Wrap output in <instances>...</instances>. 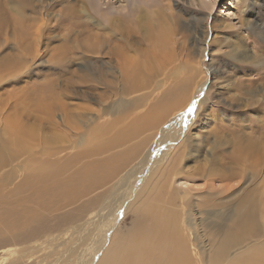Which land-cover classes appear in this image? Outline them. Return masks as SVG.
Returning <instances> with one entry per match:
<instances>
[{
    "label": "rangeland",
    "instance_id": "obj_1",
    "mask_svg": "<svg viewBox=\"0 0 264 264\" xmlns=\"http://www.w3.org/2000/svg\"><path fill=\"white\" fill-rule=\"evenodd\" d=\"M109 1L108 7L99 11V6L104 7V3H99V0H90L89 13L93 17L91 24L94 25L87 37L90 43L96 41V37L92 33L93 30V32L106 30L110 32L109 28L105 27V17L108 13L109 15L112 13L121 15L122 20H128L132 14L131 0ZM159 1L144 0L141 2L143 11L140 12V9L134 11V14L137 12L141 16L136 20L132 19L133 22H131L135 32L137 31L134 32L136 36L145 37L147 36L145 33L154 34L155 31L157 32L158 21L155 20L152 9ZM79 3L81 4L80 0H0V9L2 6L0 12L3 14L1 16L2 23L4 21L1 34L5 35L0 37V43H2L0 44L1 62L6 60V57H11L10 54L14 55L15 53L14 56H16L23 50V41H20L22 38L18 32L13 33L15 22H19L20 18L24 20L34 13L31 17L44 15L48 23V28L44 30L45 38H43L44 45L46 44L43 45V49L48 50L40 60H37L35 66L22 75L23 77L15 75H10V77L7 74L10 69L0 67V215L4 214L5 210L19 204L24 206L34 204L32 200L26 203L25 201L21 202L20 199L16 201V199L35 196L36 193L32 191V187L26 184L35 172L49 169H54L57 172L58 169L60 177L66 180L74 177L83 168L94 169V176L91 180L82 179L83 182L76 185L73 192L70 190L68 193L53 196L50 200L45 201L34 213L33 219L26 225L6 231L0 230V264H99L101 257L106 254L109 244L113 243L114 238L128 233L134 224L135 217L139 220L140 217L136 212L138 206L135 205H139L141 200L148 198L149 188L159 180L164 165L174 158L176 151L181 154V158L176 164L177 169L183 171L184 175L188 174L196 178L199 175L206 177L205 175L210 172L214 175L217 170L221 171L223 167L229 166L240 143L241 147L251 141L255 142L253 144L259 145L260 149L261 146H264L262 139L264 134V89L262 95L256 93L261 88V83L264 87V0H163L162 3L167 13L173 14V17L171 16L173 20L170 22L172 21V25L175 27L174 32L175 36L179 38V46L185 48L186 53L198 56L196 61L199 60V62L195 61L194 65L197 70L203 71L201 74L203 81L206 82L202 96L205 97V101L196 110L195 103L191 102L193 97L187 99L186 104H173L171 101H168L170 104L163 102L157 105L152 104V101L140 102L138 105L128 106L123 112V114L127 112L124 115L108 113L105 110L103 119L108 120L111 124L103 126L99 133L93 132L87 135L88 141L99 139V151L91 149L81 151L72 148L53 154L40 146H35L37 140L31 141L30 139L28 140L32 144L30 143L29 148L22 150L12 148L8 142L12 141L9 118L16 116L22 119V114L31 122L39 113L33 107L36 88L33 85L47 81L52 83V87L59 90L64 83L76 78L74 74L67 75L69 68L78 69V64L66 63V61L56 63L54 60L57 55L62 54L61 45L65 44L71 47L84 38L86 39L85 33L79 32L78 27L69 29L58 27L69 15L63 6L71 4L80 6ZM20 7L22 8L20 9ZM104 13L105 17H103ZM84 19L86 20L87 17ZM5 37L7 40L4 39ZM194 40L198 41V45ZM242 43L245 46H242ZM15 44L20 46H15ZM233 45L240 48L245 47L251 50L253 55L248 59L243 58L244 56H240L239 52H232ZM182 57L183 60L188 58L187 56V58ZM185 63L180 66L182 68L181 77H184L191 67ZM161 77H163L162 74L157 76L159 79H162ZM171 78L165 75L163 79L168 81ZM92 85L97 89V92L99 90L100 94L103 93L101 102L106 106L120 96L117 89L103 84L101 80H99V84L93 82ZM79 86L81 88L78 89L86 91L83 84ZM28 87L30 88L27 91ZM87 95L90 98L86 99V102H89L91 107L97 108L94 96ZM123 95L126 99L135 96L131 92L123 93ZM79 100L76 96L69 98L68 103H73V105H66L65 111L68 115L79 110L75 105L81 102ZM148 105L156 112L164 105L168 106L172 109L168 117L175 114L173 120L176 121L179 118L180 123L176 128L169 129V132L173 133L169 134L172 136H168L167 140L162 138L165 130L157 131L158 128H154V131L150 125L145 124L146 128L143 122L136 129L126 132L125 129H128L132 123L130 119L135 114L141 115L142 113L144 115L146 113L144 111H148ZM190 107L194 108L193 113L188 112ZM150 108L149 113L147 112L145 116H148L152 111ZM57 112L55 111L58 120L60 115ZM99 121H102L101 117ZM125 126L126 128H124ZM107 140H110L111 144H108L110 141ZM88 141H86L87 144L90 143ZM237 141H240L239 144ZM262 141L263 143H261ZM182 147L185 148L184 151L179 150ZM133 148L136 149L133 150ZM254 152L258 153L257 150ZM163 153L164 155L167 153V159H162ZM256 153L239 162L238 165L240 168L242 167L244 173L242 172L241 176L234 178L235 182L232 180V184L236 185L232 193H238L242 187H246L252 192L255 190L253 193L258 192L256 193L258 197L259 193L263 192L257 202V210L259 209L258 211L264 215V161L256 165L257 160H260L258 158L260 155ZM142 155L144 156L141 157ZM148 155L147 162L137 165L141 159ZM121 161L126 162L121 171L114 176H106L109 173H106V170ZM96 164H99L96 168L92 167ZM131 166L135 171L127 176H122L126 171L131 170L129 169ZM250 172L252 173L249 174ZM250 177L252 182L249 181ZM185 180L172 176V184L177 189L180 188L181 192H184L188 187L198 189L202 187V180L205 181V179L190 181L191 183L187 184L188 187L183 188ZM237 181H239L238 184ZM146 184L147 186L144 188ZM215 184L220 186L218 184L221 183L215 180ZM251 185L253 187H250ZM195 189L190 191L197 192ZM145 193L147 194L145 195ZM234 196L224 197L226 202L222 207L227 211L230 209L229 212H234L235 209V204H232L235 201L233 200ZM212 217L213 215L209 219ZM228 220L223 224H226ZM204 223L200 225L198 231H202L199 233L206 238L205 230H211L213 225ZM186 231L188 241L191 242L192 239L190 253L193 257H199L200 247L202 249L206 247V251L211 249L210 244L207 245L205 241L204 244H199L200 240H196L193 233ZM204 238L201 236V239Z\"/></svg>",
    "mask_w": 264,
    "mask_h": 264
},
{
    "label": "bare ground",
    "instance_id": "obj_2",
    "mask_svg": "<svg viewBox=\"0 0 264 264\" xmlns=\"http://www.w3.org/2000/svg\"><path fill=\"white\" fill-rule=\"evenodd\" d=\"M142 1L144 0H131V8H129L132 10V14L128 20H122L121 15L116 13L109 15V11H106L108 15L105 17L106 14L104 13L103 17H105L106 21L105 27L107 29L109 28L108 31L110 30V32H107V30L103 32L99 31V34V32H93V30L92 33L94 37H96V41L91 43L87 38L91 33V29H93L92 26H94L91 24L93 17L89 13L88 5L90 0H80V6L73 4L63 6L69 15H67L65 21L60 23L58 27H64L65 29L78 27L79 32L85 33V35H83L86 39L84 38V40L77 42V44L74 43L75 46L71 45V47L60 44V47L63 48L62 54L57 55L54 61L56 63L66 61V63L72 62L73 64L74 62L78 64V69L73 67L69 68L67 75L70 76L74 74L76 78L64 83L59 90L52 87V83L47 81L38 85H33L34 87L36 86L34 92L35 97L33 99L31 96V99L34 100L33 107L36 108L39 113L31 122L22 114V119L12 116L9 118V121L7 120L11 124L10 135L12 141L8 142L12 148L16 150L27 149L30 147V140H37L35 146H40V148L46 149L48 152H53V154L72 148H77L81 151L87 149L99 151V139L88 141L87 135L93 132L95 134L99 133L103 126L111 124L108 120L103 119V111L105 110L112 114H123L128 106H135L140 102L152 101V104L157 105L158 103L171 101L173 104H177L185 103L190 97H193L191 102L195 103L196 110L199 105L205 101V97L202 96V91L205 88L206 82L205 80L203 81V76L201 74L203 71L200 69L197 70L194 65L197 59L196 57L198 56L186 53L184 50L185 48L183 49L179 46V38L175 36L174 32L175 27L172 25L173 22H170V20H173V14L167 13L162 3L163 0L156 3V7L152 9L155 20L158 21L157 32L155 31L154 34L145 33V35H147L145 37H138L135 35L137 31L135 32V28L131 25V22H133L134 18L135 20L137 17L141 18L137 12L134 14V11L136 9H140V12L143 11V9H141ZM99 3H104L105 5L104 7L99 6V11H102L101 9L104 10L108 7L110 1L99 0ZM22 7H20V9ZM93 8L96 9L95 7ZM0 10H2V6ZM139 11L138 13H140ZM2 15L3 14L0 12V37L2 35L1 32L4 23V21L2 23ZM31 15L24 20L20 18L19 22H15V24L13 22V33L15 34L18 32L22 38L20 41H23V50L18 55L16 54V56H14L15 53L14 55L10 54L11 57H6V60L2 58L4 62L0 60V67H7L10 69V72H7L9 76L24 75L30 68L37 64V60H40L43 54L48 50L43 49V38H45L44 30L48 28L47 20L44 15L40 17H31ZM85 17L90 20L86 21L87 19L85 20ZM11 37L10 39L12 40ZM4 39L7 40V37ZM194 41L197 43L196 45H198V41ZM15 46L18 45L15 44ZM242 46H245V44L242 43ZM231 50L232 52H239L240 56H244L243 58L246 59L253 55L251 50L245 47L240 48L237 45H233ZM182 56L188 58L183 60ZM184 62H186V65H191V67L188 72L185 69L187 74H183L184 77H181L180 73L182 72V68L180 66H183ZM196 62H199V60ZM5 74L6 73H4V75ZM159 74L163 75V77H161L162 79L157 78ZM165 75L172 78L168 81H164L163 78ZM99 80H101L103 84L117 89L120 94L117 100L107 106L101 102L103 93L100 94L99 90L97 92V89L92 85L93 82L99 84ZM222 82L224 83L223 80ZM80 84L84 85L83 88L86 89V91L78 89ZM260 87L261 88L256 92L258 95H262L263 93V83H261ZM29 88L30 87H28L27 91ZM86 92L94 96L97 102V108L91 107L89 102H86V99L90 98ZM127 92H131L135 96L126 99L123 93ZM75 96L81 100L79 104H75L79 110L75 107L78 111L73 113L70 112L71 114L68 115L65 111L66 105H73V103H68V100L70 97ZM168 103L170 104V102ZM159 107L157 108L159 109ZM150 110L153 111L151 108ZM171 110L170 107L164 105V107L157 112L151 111L148 116H145L148 112L147 110L144 111V113L146 112L144 115L142 113L141 115L135 114L134 117L130 119L133 123L130 122V129L128 128L125 130H127L126 132L128 133L136 129L143 122L144 125H150L153 130L154 128H158L157 131L165 130L163 133L164 136L162 134V138L166 139L168 136L171 137L172 135L169 134L173 132H169V129L172 127L176 128L177 124L180 123L178 121L179 118L176 121L173 120V115L175 114L168 117ZM55 111H58L57 113L60 115L58 120ZM100 117L102 121H99ZM124 128H126V126ZM92 137L93 136H91V138ZM262 139L264 140V134ZM86 141L90 143L87 144ZM238 142L240 141H237V144H239ZM253 143L255 142L251 141L242 147L240 143V147L236 149L237 151L235 150L236 154L232 162H230L231 164L229 163L230 165L226 168L223 167L221 171L217 170L214 175L212 172H210L211 175L207 173L205 175L206 177L203 175H199V177L197 176L196 178L193 176L191 177L188 174L184 175L183 171L179 168L177 169L176 164L178 160H180L181 154L176 151L174 158L167 161L164 165L159 180L152 185L150 184L151 187L148 190L150 191V193H148V198L146 197V200H141L142 202L138 203L139 205H135L138 206L136 212L140 217L139 220L135 217L134 224L128 233L125 235L121 234L120 237L114 238L113 243L111 242L112 244H109V249L106 254L101 257L102 259L99 264H264V215L258 211L259 209L257 210V202L261 195H263V192L259 193L258 197L256 195L258 192H255V194L253 193L255 191L254 189L252 192L250 189L242 187L241 191L238 193H232L233 188L236 186L232 184V180L241 176L243 172L242 167L240 168L238 165L239 162L250 155L253 156L256 150L259 153L256 154L260 155V157H258L260 160L258 159L257 162L255 159L256 156L254 157L256 165L264 161V146H261V153L260 146ZM261 143H263V141ZM103 144L106 145L105 143ZM108 144H111V141ZM135 149L136 148H133V150ZM184 149L182 147V149L179 150L184 151ZM166 154L167 153L164 155L163 153L162 159H167ZM143 156L144 155L141 157ZM148 157L149 155L145 156L137 165H143L148 161ZM255 162L253 164H255ZM124 164H126V162L121 161L109 167L106 170V173L109 172L106 176H114L117 172L121 171ZM98 165L99 164H96L92 167L96 168ZM129 169L131 170L126 171L122 176H127L135 171L132 166ZM93 176V168H83L74 177L66 180L60 177L58 169L57 172L54 171V169L35 172L33 177L26 183L28 186L32 187V191L36 193L35 196L33 198L18 197L16 199V201L20 199L21 202L25 201L26 203L32 200L34 204L28 206L19 204L5 210L4 214L0 215V230L6 231L26 225L33 219L34 213L45 201L50 200L53 196L68 193L70 190L73 192L76 185L83 182V180H91ZM172 176L184 178V180L186 179L182 185L183 188H187L189 185L188 183L195 182L199 179H205V181L202 180V187L196 188L197 190L193 187H188L184 192H181L180 188L177 189L172 184ZM215 180L221 183L218 184L220 186H216ZM249 181H251V177ZM238 182L239 181H237V184ZM193 184L196 185V183ZM146 186L147 184L144 188H146ZM250 187L253 186L251 185ZM191 189H195L197 192H191ZM236 189H234V191H236ZM146 194L147 193H145V195ZM228 195H235L233 198L235 201L232 203L235 204L234 212H229L230 209L227 211L223 208V204L226 202V198L224 197ZM212 215V219H209ZM226 220H228V222L223 224ZM204 222H206L207 225H213L211 230H205L207 235L206 238L199 233L202 231H198L200 225L205 224ZM185 230L193 233L195 239L200 240L199 244H204V241L207 245L210 244L211 249L206 251V247H204V249L200 247L201 250L200 252L198 251L199 257H193L190 253L192 239L191 242L188 241ZM201 236L204 239H201Z\"/></svg>",
    "mask_w": 264,
    "mask_h": 264
},
{
    "label": "snow or ice",
    "instance_id": "obj_3",
    "mask_svg": "<svg viewBox=\"0 0 264 264\" xmlns=\"http://www.w3.org/2000/svg\"><path fill=\"white\" fill-rule=\"evenodd\" d=\"M188 112H189V113H193V112H194V108L190 107V108L188 109Z\"/></svg>",
    "mask_w": 264,
    "mask_h": 264
}]
</instances>
